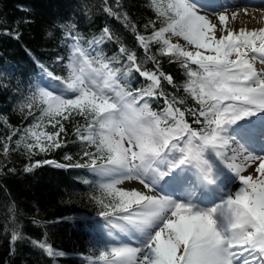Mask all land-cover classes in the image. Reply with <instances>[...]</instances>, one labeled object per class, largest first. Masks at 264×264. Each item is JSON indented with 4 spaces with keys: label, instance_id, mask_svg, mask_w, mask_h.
<instances>
[{
    "label": "snow or ice",
    "instance_id": "6c2138e0",
    "mask_svg": "<svg viewBox=\"0 0 264 264\" xmlns=\"http://www.w3.org/2000/svg\"><path fill=\"white\" fill-rule=\"evenodd\" d=\"M152 4L158 15L165 17V24L157 29L155 22L150 21L152 34H138L137 39L145 51V60L152 61L156 70L144 69L136 53L124 46L119 52L127 63L115 67L112 59L94 47L105 37L112 39L107 27L100 40L88 41L86 49L72 25L65 32V42L71 50L69 75L56 78L75 92V97L64 99L36 85L21 109H28L26 115L33 116V122L16 141L13 137L20 129L8 126L10 134L2 138L3 155L7 158L23 147L31 160L39 153L67 148L69 143H75L67 139L68 122L73 124L72 135L81 144L80 159L69 164L36 160L25 166V172L50 165L123 175L122 179L99 183L100 195L90 196L98 206L96 215L108 224L123 220L141 231L152 227L156 230L141 247L101 251L98 259L104 264H264V156L233 148L226 135L237 121L264 111V67L256 66H264V28L237 32L226 27V10L202 12L190 0H168L163 11L156 0ZM253 7L264 9V2ZM104 10L114 14L110 7ZM231 15L234 19L236 13ZM170 37H179L186 45L172 43ZM152 41L162 44L161 55H169L170 62L178 60L185 69V90L198 108L181 110L176 104L183 100L168 99L161 79L175 87L173 77L160 70L159 61L149 48ZM64 60L63 55L56 58L57 62ZM41 68L52 76L46 66ZM133 71L151 81L147 88L130 90L120 83L121 76ZM158 98L167 105L161 112L152 110L150 104ZM37 105L41 106L39 116L34 112ZM186 111L194 117L195 124L201 125L199 129L185 120ZM75 117H83L85 122L81 124ZM172 153H179L173 168H195L210 183L213 167L207 154H213L239 178V191L208 210L160 196L143 176L149 171L157 172L154 165L164 163ZM64 159L72 161L73 157L66 154ZM8 171L14 173L16 169ZM159 175L163 178L167 173ZM125 181H137L142 187L126 189L121 187ZM218 219L226 223L223 230L218 227ZM18 238L14 232L11 241ZM40 247L50 257L66 255L46 243H40Z\"/></svg>",
    "mask_w": 264,
    "mask_h": 264
},
{
    "label": "trees",
    "instance_id": "16d2710c",
    "mask_svg": "<svg viewBox=\"0 0 264 264\" xmlns=\"http://www.w3.org/2000/svg\"><path fill=\"white\" fill-rule=\"evenodd\" d=\"M72 1L85 11V17L79 24L85 26L83 32L87 36H102L103 29L110 28L118 61L123 60L122 63L126 64V57L119 52L124 46L136 53L144 69L156 70L152 61L145 60V51L137 39L138 34L146 37L152 34L150 21L155 22L157 29L165 24V17L158 15L152 0H0V64L6 57L15 61L24 57L25 49L50 55L57 32L54 22L68 12ZM156 2L163 11L165 0ZM106 6L114 14L106 12ZM161 47L162 44L155 41L149 44L151 54L156 55L159 61L160 70L170 74L175 85L165 86L166 81L161 79V88L165 94H178L182 98L186 92L190 96L185 90L188 81L185 69L179 62H170L169 55H161ZM6 84L5 88L0 79V264H55L40 243L52 244L65 251L82 250L80 235L71 227L70 219L62 218L96 212L97 205H93L94 201L83 193L82 187L60 168L45 165L31 173L25 172L24 168L30 162L42 159H53L63 164L75 162L80 159L81 144L72 135L73 124L65 122L69 131L67 139L75 141L67 148L39 153L30 160L21 147L6 158L2 152V138H6L11 129H20L13 137V141L19 140L23 129L34 119L26 115V108L23 111L22 108H4L11 98L15 100L12 82ZM38 109L34 107L35 115ZM75 120L81 124L85 122L83 117H75ZM11 147L15 148V143ZM66 154L73 160H65ZM9 168L16 171L9 172ZM57 220L59 222L52 223ZM14 232L19 238L13 243L11 237ZM33 241L37 242L35 246H32ZM67 261L75 262L74 259Z\"/></svg>",
    "mask_w": 264,
    "mask_h": 264
},
{
    "label": "bare ground",
    "instance_id": "6f19581e",
    "mask_svg": "<svg viewBox=\"0 0 264 264\" xmlns=\"http://www.w3.org/2000/svg\"><path fill=\"white\" fill-rule=\"evenodd\" d=\"M235 12L236 16L233 19L232 13ZM229 19L227 23L229 24L232 21H235L238 23V28L244 29L245 31H248L249 28H257V27H263L264 28V13H262L261 10L256 9H249V8H236L234 11L229 12ZM249 172L252 171V169L248 170ZM234 187L233 189H237L241 187L240 181L236 178L234 179Z\"/></svg>",
    "mask_w": 264,
    "mask_h": 264
},
{
    "label": "rangeland",
    "instance_id": "374dc122",
    "mask_svg": "<svg viewBox=\"0 0 264 264\" xmlns=\"http://www.w3.org/2000/svg\"><path fill=\"white\" fill-rule=\"evenodd\" d=\"M174 40H176L174 43H180L181 45H186V42L185 41H183L181 38H179V37H177L176 39H174ZM174 40H172L171 42L173 43V41ZM188 48H189V50H195V48H193V47H191V46H187Z\"/></svg>",
    "mask_w": 264,
    "mask_h": 264
}]
</instances>
